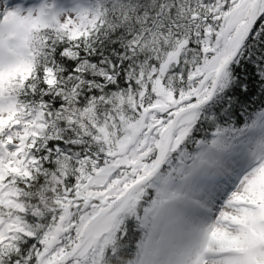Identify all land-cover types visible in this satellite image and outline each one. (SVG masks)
I'll return each mask as SVG.
<instances>
[{"label": "snow or ice", "instance_id": "snow-or-ice-1", "mask_svg": "<svg viewBox=\"0 0 264 264\" xmlns=\"http://www.w3.org/2000/svg\"><path fill=\"white\" fill-rule=\"evenodd\" d=\"M0 264H264V0H2Z\"/></svg>", "mask_w": 264, "mask_h": 264}, {"label": "rangeland", "instance_id": "rangeland-1", "mask_svg": "<svg viewBox=\"0 0 264 264\" xmlns=\"http://www.w3.org/2000/svg\"><path fill=\"white\" fill-rule=\"evenodd\" d=\"M0 2H2V0H0ZM10 2L15 3V2H22L25 4H31L36 2V0H10Z\"/></svg>", "mask_w": 264, "mask_h": 264}]
</instances>
